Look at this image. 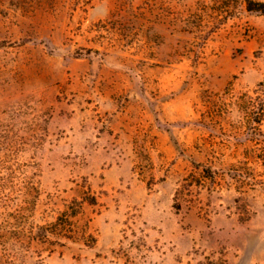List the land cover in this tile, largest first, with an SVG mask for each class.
<instances>
[{"label": "rangeland", "instance_id": "374dc122", "mask_svg": "<svg viewBox=\"0 0 264 264\" xmlns=\"http://www.w3.org/2000/svg\"><path fill=\"white\" fill-rule=\"evenodd\" d=\"M264 0H0V264H264Z\"/></svg>", "mask_w": 264, "mask_h": 264}, {"label": "trees", "instance_id": "16d2710c", "mask_svg": "<svg viewBox=\"0 0 264 264\" xmlns=\"http://www.w3.org/2000/svg\"><path fill=\"white\" fill-rule=\"evenodd\" d=\"M247 9L252 12H257L264 15V3H255L248 1ZM253 97H246L245 105L249 111L258 117V124L262 122L264 117V85L260 84L259 88L255 90Z\"/></svg>", "mask_w": 264, "mask_h": 264}]
</instances>
